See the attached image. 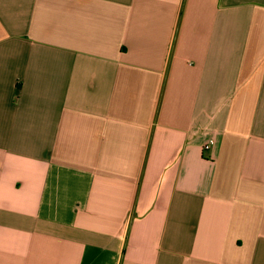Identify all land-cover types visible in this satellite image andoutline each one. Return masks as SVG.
Returning a JSON list of instances; mask_svg holds the SVG:
<instances>
[{
	"label": "crops",
	"instance_id": "obj_1",
	"mask_svg": "<svg viewBox=\"0 0 264 264\" xmlns=\"http://www.w3.org/2000/svg\"><path fill=\"white\" fill-rule=\"evenodd\" d=\"M0 264H264V0H0Z\"/></svg>",
	"mask_w": 264,
	"mask_h": 264
},
{
	"label": "built area",
	"instance_id": "obj_2",
	"mask_svg": "<svg viewBox=\"0 0 264 264\" xmlns=\"http://www.w3.org/2000/svg\"><path fill=\"white\" fill-rule=\"evenodd\" d=\"M212 144H213V140H210L208 143L204 145V150L206 151L209 150Z\"/></svg>",
	"mask_w": 264,
	"mask_h": 264
}]
</instances>
